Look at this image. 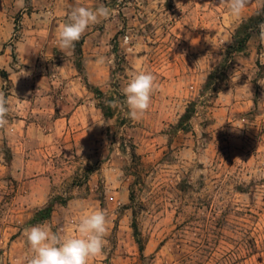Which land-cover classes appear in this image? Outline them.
<instances>
[{
  "label": "rangeland",
  "instance_id": "rangeland-1",
  "mask_svg": "<svg viewBox=\"0 0 264 264\" xmlns=\"http://www.w3.org/2000/svg\"><path fill=\"white\" fill-rule=\"evenodd\" d=\"M11 1L0 7L9 20L0 22V92L16 98L3 129L33 130L10 135L0 154L46 165L54 194L24 216L15 198L24 185L2 177L0 264L31 255L3 226L52 223L75 235L78 219L95 210L106 213L108 234L89 264H264V41L255 35L217 92L205 91L264 0H249L239 18L227 0H80L111 16L63 52L56 34L77 0ZM134 71L157 84L140 120L128 118L121 92ZM98 90L115 97L114 117ZM53 201L51 216L37 220Z\"/></svg>",
  "mask_w": 264,
  "mask_h": 264
},
{
  "label": "clouds",
  "instance_id": "clouds-1",
  "mask_svg": "<svg viewBox=\"0 0 264 264\" xmlns=\"http://www.w3.org/2000/svg\"><path fill=\"white\" fill-rule=\"evenodd\" d=\"M249 0H227L232 16L239 18ZM21 7L23 4L21 3ZM180 7V4L177 5ZM111 9L101 4L95 9L84 6L77 0L67 14V22L60 25L56 34L57 47L61 52L74 48L90 25L107 20ZM260 39L264 41V23L259 25ZM264 85V83H260ZM156 78L147 71L130 73L121 92L128 109V118L140 120L151 104V97L156 90ZM8 101L0 92V128L8 124ZM113 107L118 105L113 104ZM103 125L102 123H99ZM233 124V123H232ZM240 128L242 126H236ZM75 235L52 232L46 225H33L24 229L23 235L30 247L31 255L26 264H89V260L102 254L108 234V220L103 210H95L82 215L76 222Z\"/></svg>",
  "mask_w": 264,
  "mask_h": 264
},
{
  "label": "crops",
  "instance_id": "crops-1",
  "mask_svg": "<svg viewBox=\"0 0 264 264\" xmlns=\"http://www.w3.org/2000/svg\"><path fill=\"white\" fill-rule=\"evenodd\" d=\"M18 4V7H20L21 3L23 4V0H17L16 2ZM12 3L11 0H0V7L3 9L8 8ZM1 15V14H0ZM0 22L3 23V26L5 24H9V20L7 18V15L5 16L4 14L2 17L0 16ZM2 26V27H3ZM2 33V31H0ZM0 37H2V34H0ZM7 53V51H6ZM5 55V54H4ZM16 91L14 90V93ZM10 98L7 100L8 104H10L13 100V98H16L15 95L9 96ZM10 110L12 107L9 108ZM16 122L20 123H26L28 122L24 119L17 118ZM33 128L31 126H25L22 128L21 126L17 127H11V128H0V137H2V144L0 143V149L4 148L6 145V138H9L10 135H20V134H25L29 133ZM2 145V146H1ZM11 145V144H9ZM18 152L21 150V147H19V144L17 148H15ZM40 167V172L36 175V177H33L35 175L34 169H37ZM46 165H43L41 163L35 164L34 161L30 159H21L20 155H16L12 160L9 159L8 157L5 156V153L0 154V184H3L6 182L5 179L2 177L5 176V174H13V177L16 180H19L22 182L24 185V190L22 192H18L16 194L15 198H19L22 203L18 205L16 210H18V213L24 216H30L33 217L35 212L39 209H42L45 207L48 202L52 199L53 194H54V180L50 176L49 173L46 171ZM4 185H2L3 187ZM0 192L3 194L5 191L0 190ZM40 199V200H39ZM40 223H35V225H38ZM40 225H46L48 228L51 229L53 232L54 226L52 223H48V225L45 224H40ZM33 225H28L27 227L21 226H11L8 225L7 227L3 226L2 231L3 234H7L10 229H14L15 234H14V239H12L11 245H23L26 246L28 245L26 242V238L23 235L24 229L29 228ZM5 259V258H4ZM6 262V260H5ZM19 262V259H15L14 261L12 260V264H16ZM7 264V263H6Z\"/></svg>",
  "mask_w": 264,
  "mask_h": 264
},
{
  "label": "trees",
  "instance_id": "trees-1",
  "mask_svg": "<svg viewBox=\"0 0 264 264\" xmlns=\"http://www.w3.org/2000/svg\"><path fill=\"white\" fill-rule=\"evenodd\" d=\"M261 23H264V8L258 11L255 15L250 17L248 20H246L237 30L236 35L234 36L233 43L230 45V48L228 51H226L222 61L219 63V65L211 72L209 76V80L205 86L206 92H217L218 88L220 87L221 81L226 78L227 72L230 70V68L233 67L234 64V57L238 53H243L248 49L249 42L251 39L258 35L260 37V28L259 25ZM98 94L100 95L102 102H101V108L105 114L106 117L112 118L115 115V112L113 110V106L110 102H115V97H111L109 100L106 99L105 101V94L98 90ZM104 99V100H103ZM109 101V103H108ZM195 105V104H194ZM194 112L193 109L189 108L187 110V113L182 118L181 127L186 129V125L188 121L192 118V113ZM55 202H51L47 208L44 210H41L38 214L37 220H45L49 218L52 214V211L54 209Z\"/></svg>",
  "mask_w": 264,
  "mask_h": 264
}]
</instances>
